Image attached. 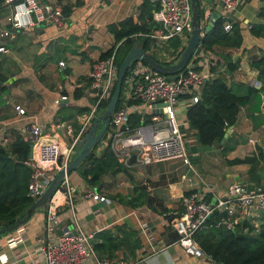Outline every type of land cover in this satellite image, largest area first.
<instances>
[{"label":"crops","instance_id":"obj_1","mask_svg":"<svg viewBox=\"0 0 264 264\" xmlns=\"http://www.w3.org/2000/svg\"><path fill=\"white\" fill-rule=\"evenodd\" d=\"M37 1L53 8L69 7L71 13L60 27L47 25L24 32L13 31L7 23L11 6L0 2V33L11 32L10 37H0V47L5 49L0 52V122L9 123V144L33 125L40 126L44 133L57 139L64 136L60 123L78 127L92 106V96L85 83L91 65L115 45L107 27L118 26L128 18L139 23L143 2ZM199 4L204 12L211 10L216 19L222 18L224 26H236L242 42L239 47L214 45L207 52L201 51L195 65L213 77H221L228 86L246 84L260 90L254 84L259 82L264 87V78L256 65L264 58V0H244L233 12L223 10L216 0H199ZM252 31L258 35L254 36ZM59 62L64 63V68L59 67ZM228 63L236 64V69L228 72ZM76 94L80 97L75 98ZM63 97L66 99L62 100ZM260 99L262 122L259 124L253 117L251 107H242L236 124L230 127L227 138L221 142L223 145L234 135L238 145L231 152L224 153L217 145L198 147L195 132L188 129L184 133L188 163L181 159L148 167L133 163L126 172L105 173L95 186L77 172L69 175L74 189L75 214L85 232L95 235L109 230L120 237L123 236L122 227L134 232L132 240L138 241L134 252L130 253L128 247L120 248L113 259H108L135 264H214L207 257L186 254L176 243L175 219L183 209L182 197L201 188L200 178L212 188L213 193L207 196L213 202L225 198L235 182L246 183L250 189L258 188L250 180L249 164L231 165L229 162L256 157L259 146L264 153V101ZM16 106L25 114L19 116ZM189 166L198 175L192 176L191 184L181 181L184 174L191 176ZM91 190L106 201L90 199L87 195ZM262 213L261 226L264 225ZM72 214L69 209H63L59 227L73 230ZM142 224L148 228L145 234ZM19 237L17 245L10 248L8 240ZM45 240V214L43 210H36L20 227L0 236V254L9 264H44L40 247Z\"/></svg>","mask_w":264,"mask_h":264},{"label":"built area","instance_id":"obj_2","mask_svg":"<svg viewBox=\"0 0 264 264\" xmlns=\"http://www.w3.org/2000/svg\"><path fill=\"white\" fill-rule=\"evenodd\" d=\"M226 12H233L240 8L244 0H216ZM156 9L153 11V21L157 27L144 36L151 40V48L144 49L150 55L159 54L163 45L178 38L185 47L192 30L191 0H152ZM11 6L7 18L11 30L28 31L37 27L54 25L62 26L64 17L59 8L41 5L37 0H4ZM206 18L201 19L203 29L212 27L215 18L211 10L205 12ZM231 29L226 24L224 30ZM10 30L0 33V37H10ZM206 33V32H205ZM202 32L203 35H205ZM0 47V52H4ZM159 63L164 66L176 64L180 59L181 50L174 52ZM201 55V53H200ZM194 57L187 66L173 76H166L151 70L141 62H132L126 70L121 88L120 106L116 108L110 119L114 131L107 130V138L100 141L92 151L100 154L109 147L117 161L126 168L133 163L148 167L156 163L181 159L188 163V155L184 133L188 130L185 120V110L200 98L202 86L214 78L208 71L197 70ZM116 50L107 57L95 60L90 68L87 90L92 96V106L83 121L74 127L62 122L59 127L64 130L61 139L43 132L38 125L24 130L21 139L32 147V156L27 158L25 165L30 170L28 197L35 203L45 192L54 176L65 170L77 154V145L88 132L92 121L99 116L100 105L107 103L114 91L118 68L115 64ZM64 68V63H58ZM258 89L262 84H254ZM65 100L66 98H61ZM120 100V98H119ZM135 100L138 104L129 103ZM19 116L24 110L16 106ZM157 111V113H156ZM141 114L136 127L130 128L132 114ZM109 125V126H110ZM8 122H0V146L9 145ZM105 142V143H104ZM135 160L131 163L132 156ZM191 176L187 173L181 181L192 183V176H198L189 166ZM199 189H194L182 197L183 210L175 219L174 228L177 235L176 243L186 254L196 258H205L193 239L195 231L211 216L213 212L227 215L225 225L233 229L241 222H247L246 231L258 232L261 228L260 220L264 212V190L250 189L246 183L235 182L223 199L211 201L206 199L212 194V188L200 178ZM94 201L105 202L103 196L95 191L87 195ZM74 203V189L69 175H65L60 186L50 198L43 212L45 214L46 240L40 247L44 264H135L131 261H117L101 257L93 247L94 234L85 232L76 217ZM63 209H69L73 214L75 225L72 229L59 227V215ZM144 234L148 232L145 224L141 225ZM20 238L9 239L8 246L14 247ZM0 263L9 264L4 255L0 254Z\"/></svg>","mask_w":264,"mask_h":264},{"label":"trees","instance_id":"obj_3","mask_svg":"<svg viewBox=\"0 0 264 264\" xmlns=\"http://www.w3.org/2000/svg\"><path fill=\"white\" fill-rule=\"evenodd\" d=\"M2 1L4 2V0H0V2ZM155 9L156 6L153 2L143 0L139 23H134L131 18H128L118 26L109 25L107 30L112 34L115 45L109 51L101 54L100 59L107 57L113 50H116L115 64L119 68L134 43H140L146 50L151 48V40L144 35L157 27L153 21ZM60 10L64 19L71 13L69 7H61ZM223 22L222 18L216 19L210 31L205 33L201 42L203 52L209 51L214 45L225 47H239L241 45L242 39L240 32H238L239 29L232 24L231 29L226 32ZM252 34L257 36L258 32L252 31ZM161 48H168L177 52L178 50L182 51L184 46L180 39L174 38ZM150 57L159 63L154 55H150ZM195 61L196 59L194 64ZM256 65L259 68L260 76L264 78V58ZM236 67V64L228 63L227 71L232 72ZM196 69L201 70L198 67ZM74 97L79 98L80 95L76 94ZM260 98L264 101V87L257 90L246 84L228 86L221 77L216 76L207 81L201 88L199 100L189 105L185 111L188 129L195 132L196 145L198 147L217 145L224 153L233 151L238 145L234 135L229 137L223 145H220L226 130L236 124L240 109L247 106L251 107L253 117H256L260 124L263 119L260 112ZM108 102L100 105L103 112ZM121 102L120 96L117 107L120 106ZM129 103L138 104L135 100H129ZM142 117L138 113L132 114L129 122L130 128L136 127ZM108 131H114L112 125L109 126ZM29 147L30 144L23 141L21 137L6 147L0 146V230L23 220L28 208L33 204L27 196L30 170L25 165V161L28 158ZM260 161H264L262 153L259 154L258 158L237 159L229 163L231 165L249 164L250 180L259 184L260 170L256 166ZM126 170L127 168L117 161L113 152L107 147L100 154L92 151L76 172L91 186H95L105 173L118 174L126 172ZM206 199L209 200L210 196H207ZM150 203L151 200L148 199L147 204L150 205ZM226 219L225 213L215 211L195 231L193 239L203 255L214 264H264V225L258 232L253 233L250 230L246 231V228L249 227L247 222H241L233 229H228L225 225ZM117 229L119 230V228ZM122 230V237L109 230L94 235L93 247L101 257L113 259L116 250L126 249V247L130 253L131 251L134 252L138 243L136 239L132 240L134 232L128 231L124 227Z\"/></svg>","mask_w":264,"mask_h":264},{"label":"water","instance_id":"obj_4","mask_svg":"<svg viewBox=\"0 0 264 264\" xmlns=\"http://www.w3.org/2000/svg\"><path fill=\"white\" fill-rule=\"evenodd\" d=\"M191 8H192V30L188 42L184 47V49L182 50L180 54V59L177 61V63L171 66H164L151 59V57L145 52L143 46L140 43L138 42L134 43L118 68L115 88L108 102V105L106 106L104 112L101 115L95 117L94 120L92 121V124L88 132L78 143L77 154L71 160L69 166L65 170L59 171L54 176L53 180L51 181L45 192L42 194V196L28 208L26 212V217L23 220L11 225L10 227L0 230V236H2V234L5 232L20 227L27 220H29L31 215L36 210L45 209L48 201L50 200V198L53 196V194L56 192L61 182L63 181L64 176L76 172L79 169V167L87 160L93 148L100 141L106 140L108 135L107 130L110 125V119L119 103L124 76L127 68L132 62L144 63L151 70L157 73L166 76H173L176 72L183 70L194 57L200 55L202 51L201 42L204 36L202 32L205 33L210 31L211 26L208 25L203 29V23H201V19L206 18V15L205 12L200 7L199 0H191ZM229 132H230V128L226 130L224 138L221 141L222 143L224 139L227 138ZM29 148L30 150H29L28 158H31L32 156L31 145ZM134 160H135V156L133 155L131 158V163H133ZM209 218L210 216L207 217V219Z\"/></svg>","mask_w":264,"mask_h":264},{"label":"rangeland","instance_id":"obj_5","mask_svg":"<svg viewBox=\"0 0 264 264\" xmlns=\"http://www.w3.org/2000/svg\"><path fill=\"white\" fill-rule=\"evenodd\" d=\"M167 48H164L163 50H161L160 52H159V54H156V55H154V57L160 62L161 60L163 61L164 59H166L168 56H170V54H172L170 51H165ZM186 108L185 107H183L182 108V112H183V110H185ZM98 113H99V115H101L102 113H103V110L102 109H100L99 111H98ZM105 143V142H104ZM256 150H257V154H256V157H254V158H258V156H259V154L260 153H262L263 155H264V153H263V150H262V148L259 146V147H257L256 148ZM256 168L258 169V170H260L259 172H260V175H258L261 179V182H262V180H264V161H260L259 163H258V165L256 166ZM261 182H259V184H257V186L256 187H258V188H264V183H261Z\"/></svg>","mask_w":264,"mask_h":264}]
</instances>
